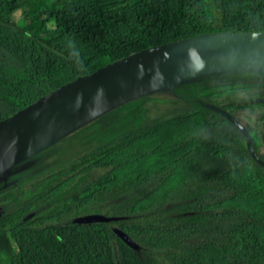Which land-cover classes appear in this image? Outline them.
<instances>
[{
  "label": "trees",
  "instance_id": "16d2710c",
  "mask_svg": "<svg viewBox=\"0 0 264 264\" xmlns=\"http://www.w3.org/2000/svg\"><path fill=\"white\" fill-rule=\"evenodd\" d=\"M219 31H264V0H0V120L134 51ZM216 72L178 82L175 111L151 117L142 95L20 162L51 157L0 193V264H264V167L205 105L264 160V72ZM88 213L118 219L74 221Z\"/></svg>",
  "mask_w": 264,
  "mask_h": 264
},
{
  "label": "water",
  "instance_id": "95a60500",
  "mask_svg": "<svg viewBox=\"0 0 264 264\" xmlns=\"http://www.w3.org/2000/svg\"><path fill=\"white\" fill-rule=\"evenodd\" d=\"M244 67L264 69V31H219L180 38L142 48L77 76L0 120V179L14 165L122 102L164 88L174 93L178 82L200 77L203 72L241 71ZM205 105L241 131L250 155L264 167L246 127L223 107ZM117 219L88 213L74 221ZM114 231L126 244L138 247L122 229Z\"/></svg>",
  "mask_w": 264,
  "mask_h": 264
},
{
  "label": "rangeland",
  "instance_id": "374dc122",
  "mask_svg": "<svg viewBox=\"0 0 264 264\" xmlns=\"http://www.w3.org/2000/svg\"><path fill=\"white\" fill-rule=\"evenodd\" d=\"M239 70H243V71H254V72H264V69L261 68H254V67H244V68H240ZM211 73H218L216 71H212V72H203L200 76H207ZM152 98L147 102V106H149L150 108V116L154 117L156 115H158L159 113H168L169 111H175L178 108L175 107L177 106V104L173 103L172 100L173 98H176V96L174 95V93L168 89V88H164V89H160L157 91H154L153 93H150ZM72 132V131H71ZM69 132V133H71ZM69 133L61 136L60 138H58L57 140H55L54 142H52L50 145H48L45 148H49L52 147L54 148L53 145H63L66 146L67 145V149H71L74 145V141L71 140L68 142H66V140H68V138H65ZM75 139V138H74ZM51 161V157H50V153H45L41 158H35L32 161H28L29 163H34L35 165H37V163H39L40 165H48L49 162Z\"/></svg>",
  "mask_w": 264,
  "mask_h": 264
},
{
  "label": "flooded vegetation",
  "instance_id": "af4514ba",
  "mask_svg": "<svg viewBox=\"0 0 264 264\" xmlns=\"http://www.w3.org/2000/svg\"><path fill=\"white\" fill-rule=\"evenodd\" d=\"M35 166L36 165L34 163L32 164L29 162L18 163L14 165L12 169L0 179V193L6 189L8 182H13L14 180L16 181L19 178L25 176L26 173L29 171L31 172Z\"/></svg>",
  "mask_w": 264,
  "mask_h": 264
},
{
  "label": "clouds",
  "instance_id": "9594fccd",
  "mask_svg": "<svg viewBox=\"0 0 264 264\" xmlns=\"http://www.w3.org/2000/svg\"><path fill=\"white\" fill-rule=\"evenodd\" d=\"M71 55L75 58L76 64H77L78 66H80V65H81V61H80V58H79V57H80L79 52L76 51L75 49H73Z\"/></svg>",
  "mask_w": 264,
  "mask_h": 264
}]
</instances>
